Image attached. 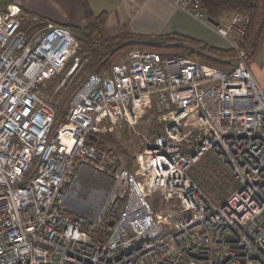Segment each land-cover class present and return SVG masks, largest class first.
Masks as SVG:
<instances>
[{"label":"built area","instance_id":"1","mask_svg":"<svg viewBox=\"0 0 264 264\" xmlns=\"http://www.w3.org/2000/svg\"><path fill=\"white\" fill-rule=\"evenodd\" d=\"M169 1L225 39L232 64L194 58L202 46L169 56L134 48L90 72L59 121L43 86L56 77L55 91L66 88L90 56L67 26H44L15 2L0 9V264H264V87L244 47L250 18L217 21L202 0ZM149 109L162 132L136 129ZM125 128L143 140L133 170L97 138ZM208 152L237 183L220 203L190 174ZM83 170L113 179L92 217L69 202ZM156 193L170 211L154 208ZM100 228L105 240L90 234Z\"/></svg>","mask_w":264,"mask_h":264},{"label":"trees","instance_id":"2","mask_svg":"<svg viewBox=\"0 0 264 264\" xmlns=\"http://www.w3.org/2000/svg\"><path fill=\"white\" fill-rule=\"evenodd\" d=\"M11 2L13 1L0 0V9H5ZM81 2L84 9L86 24L84 26L73 24L63 25L67 26L75 34L79 43L78 53L90 56L89 62L84 67V72H86L87 75L90 72L103 74L106 69L116 62L115 59L117 57L124 58L127 53L133 49V44L136 45L141 43L149 46L152 45L153 42H156V38H165L166 40H169L170 43L163 42L162 45L159 46L161 49L168 48V51L171 52L169 55L182 52L186 48V44H188L194 47L202 46L207 48L206 53L194 52L192 55L194 58L212 66L227 67L232 64L234 59V52L230 48L224 49L212 46L207 43H203L199 39L183 34L170 33L168 35L156 36L126 32L127 35L124 36L125 42H123L114 34L110 35L106 32L105 26L108 19L106 11L96 14L92 10L89 0H81ZM202 2L207 15L215 20H217V17L222 10H229L233 13L240 11L248 16L250 18V25L248 27L244 47L250 51L251 55L256 53L264 39V0H202ZM142 36L146 37L148 43L150 44H145L141 38ZM130 38H134V42L129 40ZM87 75H83L81 80L74 84L73 89L78 87L86 79ZM73 92L74 91L64 96L60 94V97L56 96L59 101L56 106L58 121L65 112L66 104L71 98ZM162 130L163 125L162 127L157 128L156 131H152V133H159L162 132ZM107 136H109V134ZM106 139L108 140V137L103 138V140ZM100 148H102V145H100ZM133 164L134 161L130 160L127 164V168L133 170ZM190 174L192 178L198 182L208 195L217 203L223 202L237 186L233 174L228 167L221 163L217 157L210 152L206 153L197 163L193 165L190 170ZM117 207H120V201ZM154 208L158 210L156 204L154 205ZM110 216L112 220H115L117 214H113L112 212L110 213ZM100 238H104L103 240H105L107 237L100 235L98 240Z\"/></svg>","mask_w":264,"mask_h":264},{"label":"crops","instance_id":"3","mask_svg":"<svg viewBox=\"0 0 264 264\" xmlns=\"http://www.w3.org/2000/svg\"><path fill=\"white\" fill-rule=\"evenodd\" d=\"M24 11L33 13L61 24L84 26L86 18L81 0H12ZM92 10L98 14L106 11L111 27L128 23L132 31L140 33H161L177 31L201 40L212 46L227 49L225 39L211 28L201 25L184 9L169 0H89ZM233 15L222 10L217 20L224 21ZM201 23V24H200ZM198 24V25H197ZM250 58V68L258 82L264 87V39Z\"/></svg>","mask_w":264,"mask_h":264},{"label":"rangeland","instance_id":"4","mask_svg":"<svg viewBox=\"0 0 264 264\" xmlns=\"http://www.w3.org/2000/svg\"><path fill=\"white\" fill-rule=\"evenodd\" d=\"M42 18L44 19V26L58 23L56 21H53L52 19H48L45 17H42ZM34 24L35 23L32 20H27L25 26L26 27L33 26ZM201 25H204V24H201ZM105 27H106V32L108 34L110 35L114 34L118 39H121L123 42H125L124 36L127 35L126 32L134 33V31H132V29L130 28L127 22L122 25H117L116 27H111L108 24V19H107ZM135 33H140V32H135ZM170 33L181 34L180 32H177V31H172V32L166 31V32H161V33H141V34L159 36V35H168ZM141 38L145 42V44H150L148 43L146 37L142 36ZM129 40L134 42V38H130ZM155 41L156 42H153V44L149 46L141 44V43L136 44V45L133 44L132 48L133 49L142 48V49H147V50H156L163 55L169 56L171 52L168 51L169 50L168 48L161 49V47H159L160 45H162L163 42L168 43L169 40H166L165 38L164 39L156 38ZM186 47H194V46L186 44ZM251 56L252 58L255 57L253 55ZM124 58L120 57L117 60L115 59V61H118ZM84 71L85 70L81 71L74 78V80L70 83L69 86H67L66 88L62 89L59 92L55 91V87L57 85V81H55L56 77L53 78L54 80L48 81L47 86L46 87L43 86V88L44 89L47 88L51 90V93H53L55 96H58V97H60V94L62 96L69 94L70 92L75 91V89L77 88L76 87L75 89H73L74 84L79 82L83 75H87V73ZM159 127H162V125L159 123L157 119L156 110L149 109L148 114H146L144 118L140 120L136 129L140 131L141 133L144 132V133H147L148 135H151L153 134L152 131H156V129ZM97 138L101 142L102 139L106 137L99 134L97 135ZM108 140L113 146V148H115V150L120 155H122L123 160L127 164L130 160L131 161L135 160L136 156L141 151L140 150L141 146L143 145L142 138L139 135H137L133 131V129H130V128L117 129L116 132L108 136ZM112 188H113V179L110 176L99 173V172H95V171L83 170L80 172L79 176L77 177L76 185L71 190V196L69 197V202L70 204L74 205V207L78 209L79 211L86 213L88 217H92L96 210L101 209L107 203L108 199L110 198ZM161 195H162L161 193H156L154 195V198L151 201L153 202L154 205L156 204L158 210H161L162 212L166 213L170 211V208H168L165 205V203L161 201V198H160ZM124 203H125V200L121 199L120 207H117L116 205L113 206L111 213L112 212L113 214L119 213L120 209L124 206ZM171 206L174 207L173 201H172ZM166 226H167V230L171 229V225L169 222L166 223ZM90 234L95 237V240H97L100 237V235L107 237V234L105 233V230L103 228L92 230Z\"/></svg>","mask_w":264,"mask_h":264},{"label":"water","instance_id":"5","mask_svg":"<svg viewBox=\"0 0 264 264\" xmlns=\"http://www.w3.org/2000/svg\"><path fill=\"white\" fill-rule=\"evenodd\" d=\"M108 224L111 225V226H113L114 221H113V220H109V221H108Z\"/></svg>","mask_w":264,"mask_h":264}]
</instances>
